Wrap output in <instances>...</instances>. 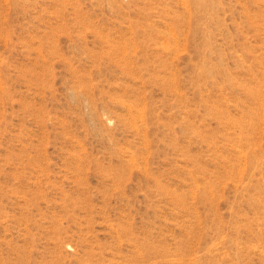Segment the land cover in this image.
<instances>
[{"label":"rangeland","instance_id":"1","mask_svg":"<svg viewBox=\"0 0 264 264\" xmlns=\"http://www.w3.org/2000/svg\"><path fill=\"white\" fill-rule=\"evenodd\" d=\"M0 264H264V0H0Z\"/></svg>","mask_w":264,"mask_h":264}]
</instances>
